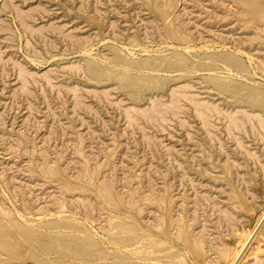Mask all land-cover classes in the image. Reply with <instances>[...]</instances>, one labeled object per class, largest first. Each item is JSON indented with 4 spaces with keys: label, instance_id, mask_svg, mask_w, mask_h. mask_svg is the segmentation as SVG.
Listing matches in <instances>:
<instances>
[{
    "label": "rangeland",
    "instance_id": "rangeland-1",
    "mask_svg": "<svg viewBox=\"0 0 264 264\" xmlns=\"http://www.w3.org/2000/svg\"><path fill=\"white\" fill-rule=\"evenodd\" d=\"M263 211L264 0H0V264H229Z\"/></svg>",
    "mask_w": 264,
    "mask_h": 264
},
{
    "label": "bare ground",
    "instance_id": "bare-ground-1",
    "mask_svg": "<svg viewBox=\"0 0 264 264\" xmlns=\"http://www.w3.org/2000/svg\"><path fill=\"white\" fill-rule=\"evenodd\" d=\"M128 64V63H127ZM117 65V64H116ZM132 65V64H131ZM131 65H128V67L129 66H131ZM142 65H145V63L144 64H142ZM150 65V64H149ZM148 65V66H149ZM103 66V65H102ZM115 66V65H114ZM125 66V65H124ZM135 66H138L139 67V64H136V65H134L133 64V67H135ZM132 67V68H133ZM141 67V66H140ZM147 67V66H146ZM137 68V67H136ZM143 68V67H142ZM145 68V67H144ZM149 68H150V66H149ZM131 69V68H130ZM148 69V67L146 68V70ZM145 70V69H144ZM126 74V73H125ZM127 74H128V72H127ZM153 74V73H152ZM119 75V74H118ZM144 75V74H143ZM129 76V75H128ZM154 76V75H153ZM127 79V78H126ZM157 80V79H156ZM162 80V79H161ZM158 81H159V79H158ZM157 83V82H156ZM133 87V86H132ZM224 90V89H223ZM228 92V91H227ZM135 94V93H134ZM178 103V102H177ZM209 106V105H208ZM198 107V106H197ZM201 107V106H200ZM199 107V108H200ZM205 107V106H204ZM205 109V108H204ZM206 109H208L207 108V106H206ZM207 111H209V110H207ZM202 112V111H201ZM200 112V113H201ZM210 112V111H209ZM203 116H205L204 114H203ZM202 116V117H203ZM228 116V115H227ZM234 119V118H233ZM232 119V120H233ZM236 120H238V119H236ZM234 122H235V120H234ZM108 191V190H107ZM110 199V198H109ZM263 222H264V211L262 212V214L259 216V218L257 219V221H256V223H255V225H254V227H252L249 231H248V233H247V235H246V237L242 240V242L239 244V246L237 247V249H236V251L234 252V254H233V257H232V259H231V261L229 262V264H241L244 260H246V258H247V256H249V254L250 253H252L253 251H254V249H255V247L256 246H258L259 245V243H260V240L261 239H259V237H260V233L261 232H259V228L261 227V225L263 224ZM126 226V225H125ZM125 226H123V223H121V225H119V226H115L116 228H117V231H119V230H122V228L123 227H125ZM129 226V225H128ZM129 227H131V226H129ZM134 227V226H133ZM135 228V227H134ZM125 231H126V229H124ZM124 230H122V231H124ZM128 230V229H127ZM129 230H131L130 228H129ZM115 231V230H114ZM129 232V231H128ZM132 232H133V229H132ZM116 233V232H115ZM114 233V234H115ZM122 233H124V232H121V234ZM133 233H135V232H133ZM119 234H120V232H119ZM116 235V236H113V239H114V237H116L117 238V241H116V243L117 242H119V244H123L124 246L125 245H133L134 246V244L136 243V238L139 236H136L135 237V239H134V241L135 242H133L132 244H131V242L133 241L132 239H133V235H131V231H130V234H128L127 236H124V234H122V235ZM141 234V233H140ZM147 235V234H146ZM118 236H120V237H118ZM144 235H142V237H143ZM148 236V235H147ZM142 237H141V235H140V238L142 239ZM150 237V236H149ZM116 238H115V240H116ZM139 239V238H138ZM145 239V238H144ZM147 239V238H146ZM146 239H145V242H146ZM151 239V238H150ZM131 240V241H130ZM140 240V239H139ZM138 240V241H139ZM74 241V240H73ZM137 241V242H138ZM144 241V240H143ZM148 242V241H147ZM142 242H140V244H141ZM113 244V243H112ZM147 244V243H146ZM261 244V243H260ZM115 245V244H114ZM145 245V244H144ZM160 245V244H159ZM143 246V245H142ZM140 246L142 249H143V247H145V246ZM147 246V245H146ZM60 247H62V246H60ZM102 247V246H101ZM104 247V246H103ZM102 247V248H103ZM107 247V246H106ZM116 247H117V244H116ZM116 247H115V249H116ZM119 247V246H118ZM127 247V246H126ZM149 247V246H148ZM102 248H100V249H102ZM107 248H109V245H108V247ZM106 248V249H107ZM154 248H159V247H154ZM110 249V248H109ZM123 249V248H122ZM133 249V248H132ZM148 249H150V248H148ZM160 249V248H159ZM159 249H157V251L159 250ZM258 249V251H259V248H257ZM256 249V250H257ZM128 250V249H127ZM136 250H138L137 248H136ZM150 250H152L151 252H149ZM148 252L149 253H152L154 250H156V249H154L153 250V248L152 249H150ZM160 250H162V249H160ZM261 250V249H260ZM107 251V250H106ZM112 251V250H111ZM116 251V250H115ZM118 251V250H117ZM119 251H120V249H119ZM129 251V250H128ZM132 251V250H131ZM141 251V250H140ZM139 250L138 251H136V252H140ZM145 250H143L142 251V253L144 252ZM156 251V252H157ZM109 252H110V250H109ZM108 252V254H111L112 255V253H109ZM113 252H114V250H113ZM122 252V251H121ZM133 252V251H132ZM132 252L130 253L131 254V256H132ZM155 252V251H154ZM154 252L152 253V254H154ZM155 252V253H156ZM256 252V251H255ZM100 254L101 253H103V251H101V252H99ZM105 253V252H104ZM104 253H103V256H102V259H105V257L106 256H109V255H106V256H104ZM107 253V252H106ZM115 253L116 252H114V254L113 255H115ZM119 252H117V254L116 255H120L121 253H119ZM125 253V252H124ZM124 253H122V255L124 254ZM128 253V252H127ZM127 253H126V255L125 256H127ZM145 253L147 254V250L145 251ZM134 254V253H133ZM136 254V253H135ZM144 254V253H143ZM253 254V253H252ZM111 255H110V257H111ZM115 255V256H116ZM124 255L123 256H121L122 258L124 257ZM129 255V254H128ZM142 255V254H141ZM140 255V256H141ZM101 256H99V258H100V260L99 261H101ZM143 256H145V255H143ZM148 255H146V257H144V258H147L146 260H152L153 259V257H150V255L147 257ZM155 256H158V254L156 255L155 254ZM166 256V255H165ZM251 256V255H250ZM253 256V255H252ZM116 257H118V256H116ZM116 257H115V259L114 260H116ZM129 257H130V255H129ZM128 256L127 257H124V259L125 258H129ZM136 257H138L137 255H136ZM160 257V256H159ZM242 257V258H241ZM255 257H257V255L255 254ZM109 258V257H108ZM130 258H135V257H130ZM140 258H142V256L140 257ZM148 258H152V259H148ZM162 258V257H161ZM160 258V259H161ZM169 258V257H168ZM175 258V257H174ZM119 259H120V257H119ZM155 259V258H154ZM158 258H156V260H157ZM164 259V258H163ZM110 260V259H109ZM141 260V259H140ZM144 260V259H143ZM159 260V259H158ZM173 260V259H172ZM105 261H107V260H105ZM120 261V260H119ZM119 261L117 262V263H113V264H129V262H132V260L131 261H129V262H126V261H128V260H126V261H124V263H122V261H121V263H119ZM103 262V261H102ZM111 262V261H110ZM133 262H136L135 260H133ZM142 262V261H141ZM146 262V261H145ZM99 263H101V262H99ZM148 263V262H147ZM149 263H150V261H149ZM101 264H103V263H101ZM105 264H106V262H105ZM107 264H111V263H108L107 262ZM132 264H134V263H132ZM136 264H140V263H136ZM142 264V263H141ZM143 264H145V263H143Z\"/></svg>",
    "mask_w": 264,
    "mask_h": 264
}]
</instances>
